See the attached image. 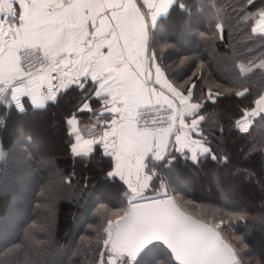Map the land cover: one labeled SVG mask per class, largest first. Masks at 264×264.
Listing matches in <instances>:
<instances>
[{
  "label": "snow or ice",
  "instance_id": "obj_1",
  "mask_svg": "<svg viewBox=\"0 0 264 264\" xmlns=\"http://www.w3.org/2000/svg\"><path fill=\"white\" fill-rule=\"evenodd\" d=\"M229 7L237 23L250 27L249 39L264 43V0ZM171 8L189 18L195 8L214 29L199 37L223 39L226 10L211 0H0V108L43 113L73 96L64 121L73 158L97 160L103 185L123 195L106 227L88 238L91 264H240L247 247L243 237L224 235V225L246 221V213L195 210L169 181L181 159L229 161L213 147L225 129L207 102L244 105L250 75L264 82V48L259 57L249 48L250 58L234 61L238 71L227 87L201 86L195 72L177 81L162 63L176 45L157 39L160 18ZM190 31L183 21L181 38ZM190 60L181 57L176 68ZM78 114H88L87 121ZM237 115L240 133L257 117L264 122V92ZM88 187L82 184L81 195Z\"/></svg>",
  "mask_w": 264,
  "mask_h": 264
},
{
  "label": "trees",
  "instance_id": "obj_2",
  "mask_svg": "<svg viewBox=\"0 0 264 264\" xmlns=\"http://www.w3.org/2000/svg\"><path fill=\"white\" fill-rule=\"evenodd\" d=\"M185 2L192 5L195 0ZM211 2L226 10L223 39L204 41L199 37L198 32L211 34L214 29L195 8L190 18L177 8L169 9L160 18L157 39L176 45L162 57V63L174 69L169 72L174 79L186 81L195 72L202 78L201 86L215 82L227 87L238 71L234 61L250 58L249 48L259 57L264 43L249 39L250 27L236 22L229 5L237 0ZM185 20L191 31L181 38L180 25ZM183 56L191 60L176 68ZM248 87L250 99L244 105L264 92V82L250 75ZM73 103L69 95L43 113L19 114L0 108V144L5 147L0 155V264H91L94 254L87 250L88 238L106 227V219L122 205V193L106 189L101 182L98 161H81L71 154L73 138L64 121ZM207 104L209 113L217 109V119L225 129L222 140H214L213 147L219 145L218 151L229 161L208 158L192 165L181 159L169 182L195 210L246 213V221L234 220L230 228L224 225L225 238H244L247 247L238 257L242 264H264V122L257 117L247 133H240L234 121L244 105L227 99L218 106ZM78 118L86 122L88 114H78ZM188 178L189 186L183 184ZM85 182L88 192L81 195ZM78 247L80 254L74 255Z\"/></svg>",
  "mask_w": 264,
  "mask_h": 264
},
{
  "label": "rangeland",
  "instance_id": "obj_3",
  "mask_svg": "<svg viewBox=\"0 0 264 264\" xmlns=\"http://www.w3.org/2000/svg\"><path fill=\"white\" fill-rule=\"evenodd\" d=\"M17 133H18V132L16 131V132H15L16 136L18 135ZM189 183H190V179H189V178L183 180V184H184V185L189 186ZM183 187H184V186H183ZM231 191H233V187H232V186H231V187H228V193H229V194H230ZM8 214H9V212L6 213V216H7ZM238 259H239V261H240V264H242L241 258H238Z\"/></svg>",
  "mask_w": 264,
  "mask_h": 264
}]
</instances>
